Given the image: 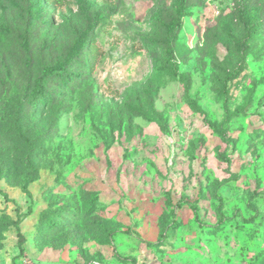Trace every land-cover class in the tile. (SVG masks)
Segmentation results:
<instances>
[{"label":"rangeland","instance_id":"rangeland-1","mask_svg":"<svg viewBox=\"0 0 264 264\" xmlns=\"http://www.w3.org/2000/svg\"><path fill=\"white\" fill-rule=\"evenodd\" d=\"M89 2L69 91L33 106L86 16L0 0V264H264V0H186L170 51L178 0Z\"/></svg>","mask_w":264,"mask_h":264},{"label":"trees","instance_id":"trees-1","mask_svg":"<svg viewBox=\"0 0 264 264\" xmlns=\"http://www.w3.org/2000/svg\"><path fill=\"white\" fill-rule=\"evenodd\" d=\"M74 8L78 10L80 14H85L86 23L85 26L76 34L73 43L69 46L66 54L61 58L56 59L53 62L46 63L42 66L40 73L33 79L31 83L26 85L25 94L33 106H52L57 100V96L60 95V91H69L70 89V75L68 71L72 68L73 64L78 59V55L82 53L84 48L87 47L91 40L89 34L93 26V19L89 12L91 10V4L89 0H72ZM186 6V0H178V6L175 11V16L172 17L166 23V40L167 49L171 50V44L176 39L177 29L181 27L182 17L185 15L184 9ZM241 20L244 26L245 40L252 39L256 33L260 30L262 24V18L255 16L253 18L245 17L241 15ZM2 28H4L2 26ZM27 49L28 45L24 44ZM58 81L56 89L50 87L51 81ZM35 179V174H30L25 182L26 186ZM22 250V248H20ZM16 264V263H14Z\"/></svg>","mask_w":264,"mask_h":264}]
</instances>
